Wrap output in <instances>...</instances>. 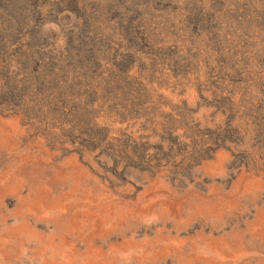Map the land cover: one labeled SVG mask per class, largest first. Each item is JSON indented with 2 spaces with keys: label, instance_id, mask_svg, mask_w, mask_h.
I'll list each match as a JSON object with an SVG mask.
<instances>
[{
  "label": "rangeland",
  "instance_id": "obj_1",
  "mask_svg": "<svg viewBox=\"0 0 264 264\" xmlns=\"http://www.w3.org/2000/svg\"><path fill=\"white\" fill-rule=\"evenodd\" d=\"M20 5L56 74L0 113V264H264V0Z\"/></svg>",
  "mask_w": 264,
  "mask_h": 264
},
{
  "label": "trees",
  "instance_id": "obj_2",
  "mask_svg": "<svg viewBox=\"0 0 264 264\" xmlns=\"http://www.w3.org/2000/svg\"><path fill=\"white\" fill-rule=\"evenodd\" d=\"M1 6H7L8 18L15 23L12 27H0V113L16 115L25 111L28 115L40 105L37 96L44 90L47 77L56 74L55 64L50 52L46 53L43 37L36 30V18L30 29H25V23L24 27L21 24L27 14L23 12L20 0H0ZM17 36L22 37L23 44L14 42ZM12 57L16 60H10ZM17 66L22 67L21 74L17 72Z\"/></svg>",
  "mask_w": 264,
  "mask_h": 264
}]
</instances>
